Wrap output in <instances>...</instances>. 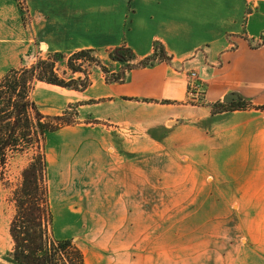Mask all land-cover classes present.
Segmentation results:
<instances>
[{
    "label": "crops",
    "instance_id": "crops-1",
    "mask_svg": "<svg viewBox=\"0 0 264 264\" xmlns=\"http://www.w3.org/2000/svg\"><path fill=\"white\" fill-rule=\"evenodd\" d=\"M25 1L30 30L17 0H0V78L34 64L38 46L144 59L159 42L172 58L123 83L95 73L85 91L36 84L42 114L84 103L86 117L46 137L47 170L70 169L62 214L78 218L56 238L76 240L85 264H264V111L208 106H264V0ZM193 70L204 106L188 103ZM42 88L56 99L36 100ZM7 230L0 210V247Z\"/></svg>",
    "mask_w": 264,
    "mask_h": 264
},
{
    "label": "trees",
    "instance_id": "trees-1",
    "mask_svg": "<svg viewBox=\"0 0 264 264\" xmlns=\"http://www.w3.org/2000/svg\"><path fill=\"white\" fill-rule=\"evenodd\" d=\"M262 44L264 37L258 43ZM109 55L118 70L107 66L97 50L89 49L71 54L49 52L46 58H39L30 67L10 69L0 78V169H5L15 157L31 155L13 195L16 214L9 231L14 248L9 256L15 264H85L83 253L72 239L58 240L47 234V225L53 224L54 218L45 153L47 135L69 125L66 116L84 103L70 104L62 115L51 117L42 114L32 93L39 82L85 91L92 84L91 74L95 70L105 75L107 83H123L134 69L172 60L159 42L154 44L152 55L144 59L126 46L114 49ZM62 61L71 72L69 78L60 75L58 64ZM85 64L89 71L84 69ZM208 106L213 115L253 108L264 111V106H255L247 99L230 104L219 101ZM50 118L53 120L50 124L43 121Z\"/></svg>",
    "mask_w": 264,
    "mask_h": 264
},
{
    "label": "rangeland",
    "instance_id": "rangeland-1",
    "mask_svg": "<svg viewBox=\"0 0 264 264\" xmlns=\"http://www.w3.org/2000/svg\"><path fill=\"white\" fill-rule=\"evenodd\" d=\"M18 6H19V10L20 13L22 15V20L24 22V27L28 30H30V13H29V8L28 5L26 3L25 0H17ZM38 45V44H37ZM37 51L34 55V57H31V61H34V63L39 59V58H46L48 56V53H43L42 54V48L40 49V47H36ZM100 57L103 59L104 63L109 66L111 69H115L117 68L115 63L110 59V55L109 53H100L99 52ZM30 61H28L29 63ZM33 64L30 65H23V67H19V68H14V69H21V68H26V67H30ZM59 66V71H60V75L62 77H66L69 78L71 76V72L67 69L66 66V62L62 61L58 64ZM84 69L89 71L87 64L84 65ZM64 72L66 74H64ZM191 72H198V70H193ZM191 72H189L188 76L189 79L191 77ZM95 73H101L100 70H95L91 75L92 77H94ZM200 75V74H199ZM78 76V75H77ZM200 83H202V88H201V92H198L197 95L193 94L190 95L189 94V98H188V103L192 104V105H200L201 103L205 102V82L202 79V77H200ZM45 88H42L41 90H37V92L35 93V98L38 101H41L42 99H45L47 96L52 97L53 95L50 93H47L45 90ZM51 91V90H50ZM34 92V91H33ZM190 92V91H189ZM49 97V98H50ZM52 99H56L54 96ZM241 100V99H240ZM224 102V100L222 101ZM237 102V101H234ZM232 102V103H234ZM227 103V102H224ZM230 104V103H228ZM79 108L78 107L76 110L72 109L69 113V115L66 116L65 121H69L70 124L65 126H73L76 125L79 122V119H85L86 117H80L79 115ZM40 110V109H39ZM62 115V114H61ZM50 116V115H48ZM60 116V115H58ZM54 117V116H51ZM45 123H52L53 120L50 119H44L43 120ZM48 136V135H47ZM46 142V140H45ZM45 153H46V148H45ZM31 159V155L30 154H25L23 156H18L15 157L14 159H11L8 166L5 167V169H0V172L3 173V178L0 179V210H2V212L4 213L5 217H6V222H7V226H8V234L6 236V239L3 240L4 243H2L3 247H0V264H15V262L10 258L9 254L10 252L13 250L14 248V243L13 240L11 238L10 235V224L11 221L14 217V215L16 214V207H15V203H14V199H13V195L15 190L17 189V187L19 186V184L22 181V172L24 170V168L29 164ZM59 162L56 161H51L48 165V179H49V190H50V202H51V208H52V213H53V224L51 225H47V234H49L50 237H53L55 239L56 235H55V230L57 233L61 234L66 230L70 229V226L75 225V228H77V222H78V218L76 216L75 220L73 221H68L64 218V214H62V208H61V203H59L61 200V193L60 190H63L65 188V184H67L68 182H71V179L69 178V180H64L63 178V174L68 175L70 173V169L69 170H65L63 172H61L60 169V165L58 166ZM62 176V178H61ZM70 189L68 188V191ZM87 189H84V194H86ZM66 196L69 195V192L65 193ZM77 232L80 229H76ZM70 233H75V231H68ZM2 240V239H1ZM59 240V239H58ZM73 240V239H72ZM2 242V241H0ZM73 242L76 244V240H73Z\"/></svg>",
    "mask_w": 264,
    "mask_h": 264
},
{
    "label": "built area",
    "instance_id": "built-area-1",
    "mask_svg": "<svg viewBox=\"0 0 264 264\" xmlns=\"http://www.w3.org/2000/svg\"><path fill=\"white\" fill-rule=\"evenodd\" d=\"M191 77L188 82V91L190 95H197L198 92H201L202 83H200L201 76L198 72H191Z\"/></svg>",
    "mask_w": 264,
    "mask_h": 264
},
{
    "label": "water",
    "instance_id": "water-1",
    "mask_svg": "<svg viewBox=\"0 0 264 264\" xmlns=\"http://www.w3.org/2000/svg\"><path fill=\"white\" fill-rule=\"evenodd\" d=\"M235 99H237L236 96L234 95H228L224 98V102H227V103H232L235 101Z\"/></svg>",
    "mask_w": 264,
    "mask_h": 264
}]
</instances>
